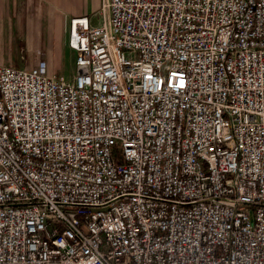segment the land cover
Instances as JSON below:
<instances>
[{
	"label": "built area",
	"instance_id": "2783aa9c",
	"mask_svg": "<svg viewBox=\"0 0 264 264\" xmlns=\"http://www.w3.org/2000/svg\"><path fill=\"white\" fill-rule=\"evenodd\" d=\"M68 46L0 64V264H264V0H101Z\"/></svg>",
	"mask_w": 264,
	"mask_h": 264
},
{
	"label": "crops",
	"instance_id": "0c3cea01",
	"mask_svg": "<svg viewBox=\"0 0 264 264\" xmlns=\"http://www.w3.org/2000/svg\"><path fill=\"white\" fill-rule=\"evenodd\" d=\"M101 0H0V64L31 68L46 62L53 75L67 54L69 19L96 11Z\"/></svg>",
	"mask_w": 264,
	"mask_h": 264
},
{
	"label": "rangeland",
	"instance_id": "374dc122",
	"mask_svg": "<svg viewBox=\"0 0 264 264\" xmlns=\"http://www.w3.org/2000/svg\"><path fill=\"white\" fill-rule=\"evenodd\" d=\"M101 4V2H100ZM100 7V6H99ZM74 55L72 56V53L67 54L65 57V60L62 62V66L59 70H57L56 73H60L64 76L66 79H70L72 75L74 74L75 67H74ZM11 67L17 68V69H28L23 62L16 61Z\"/></svg>",
	"mask_w": 264,
	"mask_h": 264
}]
</instances>
